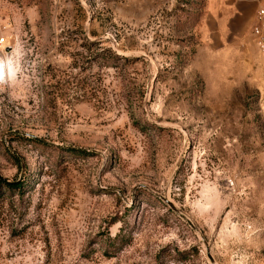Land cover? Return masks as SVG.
I'll list each match as a JSON object with an SVG mask.
<instances>
[{
  "label": "rangeland",
  "instance_id": "374dc122",
  "mask_svg": "<svg viewBox=\"0 0 264 264\" xmlns=\"http://www.w3.org/2000/svg\"><path fill=\"white\" fill-rule=\"evenodd\" d=\"M203 0H0V264H264V50Z\"/></svg>",
  "mask_w": 264,
  "mask_h": 264
},
{
  "label": "crops",
  "instance_id": "0c3cea01",
  "mask_svg": "<svg viewBox=\"0 0 264 264\" xmlns=\"http://www.w3.org/2000/svg\"><path fill=\"white\" fill-rule=\"evenodd\" d=\"M261 5L264 0H203L198 19L200 39L215 46V51L229 48L241 53L253 39L251 27Z\"/></svg>",
  "mask_w": 264,
  "mask_h": 264
},
{
  "label": "built area",
  "instance_id": "2783aa9c",
  "mask_svg": "<svg viewBox=\"0 0 264 264\" xmlns=\"http://www.w3.org/2000/svg\"><path fill=\"white\" fill-rule=\"evenodd\" d=\"M251 35L255 45L260 50H264V5L257 8L255 22L251 27Z\"/></svg>",
  "mask_w": 264,
  "mask_h": 264
}]
</instances>
